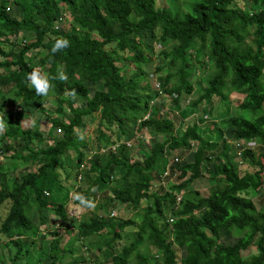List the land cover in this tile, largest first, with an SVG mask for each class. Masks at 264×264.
Instances as JSON below:
<instances>
[{"label":"trees","instance_id":"trees-1","mask_svg":"<svg viewBox=\"0 0 264 264\" xmlns=\"http://www.w3.org/2000/svg\"><path fill=\"white\" fill-rule=\"evenodd\" d=\"M6 3L0 0V142L12 164L0 167V209H5L0 237L15 251L8 248L7 260L1 254L0 264H80L84 259L76 255L83 246L93 256L91 264H264V209L248 196L264 189V0H166L163 7L155 0H9V10ZM142 32L161 47L150 73L159 74V89L140 78L148 76L144 69L154 53ZM58 36L67 38L69 47L53 54ZM37 56L44 74L67 75L65 81L50 80V100L25 84ZM120 60L135 70L123 71ZM197 71L204 81L189 102ZM232 94L241 96V113L223 123L233 143L253 142V148L236 155L221 133L213 138L199 132L195 118L176 134L174 113L183 103L200 111L210 101L208 112L217 117L211 99L227 106ZM28 106L42 113L46 132L23 126ZM93 114L96 135L87 146L77 141L74 129L85 131L84 118ZM131 122L154 134L142 160L129 159L120 143ZM173 151H192V159L171 164L164 177V155ZM87 152L93 153L89 167L81 169ZM16 163L22 166L20 177L9 174ZM73 172L80 174L76 190L95 202L92 216L76 219L67 210L66 184ZM203 176L214 182L208 195L185 190ZM154 177L174 182L152 191L158 185ZM144 200L150 205L128 232L130 242L121 244L126 226L135 222L110 217V208L122 204L136 210ZM107 210V216L97 212ZM44 211L70 234L65 243ZM223 233L236 239L222 242ZM32 234L40 238L35 250L26 245ZM250 248L255 253L243 256Z\"/></svg>","mask_w":264,"mask_h":264},{"label":"rangeland","instance_id":"rangeland-1","mask_svg":"<svg viewBox=\"0 0 264 264\" xmlns=\"http://www.w3.org/2000/svg\"><path fill=\"white\" fill-rule=\"evenodd\" d=\"M166 4V0H155V5L157 7H163ZM10 13H12L13 15H15L16 13L14 12V10L12 9L10 11ZM131 18H134L133 16ZM63 29H66L65 25L63 27ZM141 38L144 42V44H147L149 46H152L153 48V55L151 56V58L153 59V63H151L150 65L145 67V71L148 73V76H141V80L142 83L146 84L147 87L151 88L152 90L154 89V85L153 82L155 80H153L155 77H157L158 75H151L150 73H152V71L154 70L155 64H156V54L159 52V49L161 47H159V45L157 43H155V41L153 42L151 40V38L145 34V33H141ZM206 50V47L204 48V51ZM118 54V53H117ZM33 56V54H32ZM203 57V56H202ZM39 60H40V56H37L33 59V64L32 66L34 68L38 67L39 64ZM190 60L192 61V58L190 57ZM123 61H118V64H124V68L123 71L127 72V73H132L135 69L133 67V65H131L130 63H122ZM154 73V72H153ZM196 73H198L197 76V82L196 84H194V86L196 87L195 90L192 92V94L190 96L187 97V100L189 102L195 100V98H197V95L199 93V85L202 83V81H204V74H202V72L197 71ZM204 73V72H203ZM52 92V91H51ZM51 96L48 97V100H50V98H54L52 96V93L50 94ZM240 98L241 96L232 94L230 96V102L228 103L227 106H225L226 104L223 103H218L219 99L217 97H213L212 100V104H213V108L216 107V109L214 110L215 113L218 112L217 117L214 116H210L209 112H208V108L211 105V102H204L201 106H200V111H197V109L195 108H191L189 105L186 104V106H184L185 104H182V109L178 110L175 109V118H174V122H175V132L176 134H179L181 129L184 128L187 124L191 123L193 121V119L195 118L196 124H197V128L199 130V132L203 133L207 132V134H210L211 137H218V135L221 133V135L223 137H226V139H228L229 141H232L230 136V131L228 130V128L225 126V124L223 123L224 120L228 119L231 115H240V111L237 108V104L240 102ZM48 102L45 104V108H49L50 112H52V108L54 107L53 105H50ZM9 109H13V106H11V104L7 105ZM185 107V108H184ZM228 108V109H227ZM166 109V108H165ZM164 109V110H165ZM227 109V111H226ZM29 115V119L22 121L23 126H27L28 124L32 125L30 123V118L31 117H36V123L35 125H32L33 127L37 126L44 132L47 131L48 129V122L45 119L40 120V118L42 117L41 114L42 113H36V108L34 106H28L27 108L24 109ZM167 110V109H166ZM14 114V111L11 110ZM206 116V117H204ZM85 122H86V130L81 132V129H74V134L77 137V141L80 143L82 141H84L86 143L87 146L90 145V139L93 143V139L92 137L95 136V129H96V124H97V116H95L94 114L92 116L86 117L84 118ZM125 130H126V134L125 136L121 139V144H124V150L123 153L131 160H142L144 155L147 152V147L150 146L151 141L153 139L154 134L149 133L148 131L145 130H137V124L136 123H125ZM116 128L113 127L111 132H112V138H114L116 136ZM212 138V139H213ZM127 143L129 145H127ZM5 142H0V167H2V169L4 170L7 166H9L10 164H12V161L7 160L5 156H8V152L5 153L4 151H1L3 149ZM85 146V147H87ZM248 146H250L251 148H253L255 145L253 144H248ZM236 151V150H235ZM263 151H264V147H263ZM94 152V151H93ZM191 152H182L180 153L178 152H167L164 155V160H165V168L166 171H168V167L171 164L174 163H180L181 161H191ZM68 155L72 158H74L75 152L73 151H68ZM88 153V152H87ZM91 153H88L87 157L89 159L88 156H91ZM236 155H237V151H236ZM88 160L85 159V162H87ZM14 163V162H13ZM241 168H243L244 164H240ZM35 166H29V169H34ZM15 171L11 170V173L9 174H15L16 176L20 177V171L22 170V166L19 163H16L15 166ZM8 174V175H9ZM164 175V173H163ZM155 176V174H154ZM167 175H165L164 177H166ZM155 179V184H158L156 186H153L152 191H156V190H160L161 187H163L164 189L166 187H168L170 184H172L174 181L173 179H169V178H164L162 179V181H158L159 178L154 177ZM77 177H76V173L73 172V174L71 175L70 181L68 182V184H66L69 194L73 191H77L76 188L77 186L81 183L79 181H76ZM82 181V180H81ZM79 182V183H78ZM214 182L213 180H210V178H208L207 176H203V177H199L196 182L189 186L187 189H185L186 191H190V190H196L198 191L201 195H208L210 192V189L213 187ZM183 191H181L182 193ZM179 193V194H181ZM248 196H250L252 198V200L254 201V204L256 205L257 208H261L264 209V189H260L258 191L254 192H250L248 194ZM70 197V196H69ZM150 205V202L147 200H144L141 204L140 207L136 210L130 208L127 205H122V204H117L115 205L113 208H110V211L114 212V216L113 218H117V219H121V220H125V219H131L135 222L134 225H129L126 226L125 231L126 234L125 236L122 237V240L120 241L121 244H126L129 243L131 240V236L129 235V233L133 232L137 225L140 224V221L142 220L144 211L147 210V207ZM67 210L70 214L71 217L73 218H80V217H89L92 216L95 213V208L88 210V209H84L81 206H79L78 204H75L71 199L70 202L68 203V207ZM98 213L102 214L103 216H107V212L104 211H97ZM5 214V209L1 208L0 209V221L2 220V217ZM45 214V218L46 221L48 222V224L58 227V231L60 234L63 235V242L65 243L68 238H69V233L65 232L63 227H61L60 225H58V223L60 222V220L53 216L52 214H50L47 211H44ZM31 216L33 217V222L34 225L36 227V229L38 228V224H39V218H38V214L36 210H32L31 211ZM129 232V233H128ZM39 236L34 237V235H30L29 238L26 239V245L30 246L31 250H35L36 246L39 244ZM236 239V237L230 233H223L222 237H221V241L225 242V243H229L232 242ZM8 240H6L4 237H0V256L2 254V259L7 260V254H8V248L10 250V253L12 254L15 251V248L12 246L11 242H7ZM31 241L34 242L33 245H31ZM8 244L9 247H7L6 243ZM87 242H92V244L95 242V240L93 238H88ZM77 242L73 243V247L77 246ZM35 252L33 251V256H35ZM251 253H255V249L254 248H250L249 250H245L242 251V255L243 256H247ZM82 256L84 261L80 264H91V260L93 258L91 252L87 249L86 250V246H83L82 248H80L79 253L76 256ZM179 255L183 256L185 255V250L184 249H180L179 250ZM42 264H48V260H45Z\"/></svg>","mask_w":264,"mask_h":264},{"label":"clouds","instance_id":"clouds-1","mask_svg":"<svg viewBox=\"0 0 264 264\" xmlns=\"http://www.w3.org/2000/svg\"><path fill=\"white\" fill-rule=\"evenodd\" d=\"M6 9H8V10L10 9L9 0H7ZM68 47H69V40L65 37L58 36V37H55L53 39V41L51 43L50 51H51V53L55 54L57 52H60L64 49L68 48ZM51 79H57L60 81H65L67 79V75L64 73L63 70H58L57 74L54 77H50V76L44 74V72L41 69L34 68L26 75L25 84L27 87H30L32 90H34V92L37 96L46 97L48 95L49 89L51 87V84H50ZM70 94H74V90ZM16 110H20V108L17 107ZM30 123L32 125H35L36 117H31ZM0 127H2V125H0ZM229 143H233V141H229ZM91 156H88V157H91ZM86 159L89 161L88 158H86ZM88 167L89 166L82 168V166H81V169H85ZM165 171H166V168H165ZM78 175H80V174H78ZM78 175L76 176L77 177L76 181L80 180V179H78ZM90 191H95V189L92 188V189H90ZM69 196H70V199L72 201L78 202V205L84 209L91 210V209H94L96 206L94 200L86 197L82 192L73 191L69 194ZM110 217H112V216H110Z\"/></svg>","mask_w":264,"mask_h":264},{"label":"built area","instance_id":"built-area-1","mask_svg":"<svg viewBox=\"0 0 264 264\" xmlns=\"http://www.w3.org/2000/svg\"><path fill=\"white\" fill-rule=\"evenodd\" d=\"M153 80H155V81L153 82L154 89H159V86H160L159 82H158L155 78H154ZM146 117H147V116H146ZM204 117H206V116H204ZM57 131L60 132V130H58V129H57ZM233 144L235 145V148H236L237 154H240V150H241L242 148H244V147L251 148L250 146H248V144H253V145H254L253 142H248V143H246V144L241 143V142H234ZM127 145H129V144L127 143ZM116 147H117V144L114 145V146H112V147H111V150L114 151V150L116 149ZM105 151L107 152V149H106V150H104V149H101V150H100V152H105ZM89 158H90V157H89ZM87 166H88L87 162H84L83 165H82V168H83V167H87ZM167 172H168V171H165V172H164V175H166ZM78 179H80V175H78ZM110 216H114V212H111V213H110Z\"/></svg>","mask_w":264,"mask_h":264}]
</instances>
